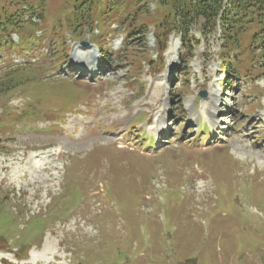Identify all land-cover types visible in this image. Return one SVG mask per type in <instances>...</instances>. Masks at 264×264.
<instances>
[{
  "label": "rangeland",
  "instance_id": "374dc122",
  "mask_svg": "<svg viewBox=\"0 0 264 264\" xmlns=\"http://www.w3.org/2000/svg\"><path fill=\"white\" fill-rule=\"evenodd\" d=\"M73 4L0 0V18L18 22L20 37L17 45L0 37V54L31 55L49 43L36 65L0 71V264H264V24L242 33L241 42L253 45L250 76L263 74L251 92L243 75L225 92L219 30L193 29L199 43L189 67L172 33L163 71L153 74L146 58L147 51L155 57L154 38L144 32L124 44L113 38L121 52L97 77L68 79L53 74ZM36 7L42 15L32 24L27 12ZM239 60L246 67L247 55ZM203 108L222 114L223 122H212L226 128L222 140L199 138ZM136 109L143 123L131 119ZM77 112L97 128L60 132ZM146 124L165 139L159 149L145 139ZM120 134L123 143L114 141Z\"/></svg>",
  "mask_w": 264,
  "mask_h": 264
},
{
  "label": "trees",
  "instance_id": "16d2710c",
  "mask_svg": "<svg viewBox=\"0 0 264 264\" xmlns=\"http://www.w3.org/2000/svg\"><path fill=\"white\" fill-rule=\"evenodd\" d=\"M150 3L155 5V11L149 8ZM98 4H102L100 18L104 27L107 20L114 17L129 34L153 26L160 50L164 49L169 34L177 32L182 47L179 55L186 66L199 43L192 34L193 29L204 36L219 29L221 69L225 74L233 72L234 62L238 61L231 52L243 46L242 33L251 25L264 24V0H75L74 23L91 28L98 16ZM13 24L0 18V33L7 31L8 26H16ZM261 30L264 33V27ZM129 37L134 41L131 35Z\"/></svg>",
  "mask_w": 264,
  "mask_h": 264
},
{
  "label": "clouds",
  "instance_id": "9594fccd",
  "mask_svg": "<svg viewBox=\"0 0 264 264\" xmlns=\"http://www.w3.org/2000/svg\"><path fill=\"white\" fill-rule=\"evenodd\" d=\"M69 44L71 45V50L69 53L70 58L77 62H84L89 66L92 65L94 59L100 54L99 50L97 49L95 52H91L90 49H82L80 47L79 41H73L71 36H69Z\"/></svg>",
  "mask_w": 264,
  "mask_h": 264
},
{
  "label": "bare ground",
  "instance_id": "6f19581e",
  "mask_svg": "<svg viewBox=\"0 0 264 264\" xmlns=\"http://www.w3.org/2000/svg\"><path fill=\"white\" fill-rule=\"evenodd\" d=\"M166 52H167V51H166ZM86 122H87V121H86ZM41 158L44 159V156L41 157ZM39 159H40V156H39ZM44 252H45V251H44ZM31 256L33 257V261H35V262L39 259V256H38V254L35 253V251H32ZM0 257H1V254H0Z\"/></svg>",
  "mask_w": 264,
  "mask_h": 264
}]
</instances>
